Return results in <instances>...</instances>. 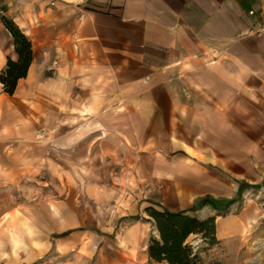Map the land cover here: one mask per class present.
<instances>
[{"label": "crops", "instance_id": "1", "mask_svg": "<svg viewBox=\"0 0 264 264\" xmlns=\"http://www.w3.org/2000/svg\"><path fill=\"white\" fill-rule=\"evenodd\" d=\"M3 16L32 57L0 82V183L37 191L0 221V264H169L148 205L215 215L219 264L259 262L264 0H0V71Z\"/></svg>", "mask_w": 264, "mask_h": 264}, {"label": "trees", "instance_id": "2", "mask_svg": "<svg viewBox=\"0 0 264 264\" xmlns=\"http://www.w3.org/2000/svg\"><path fill=\"white\" fill-rule=\"evenodd\" d=\"M3 23L13 36L17 59L7 57L5 67L0 71V82L3 90L12 94L19 78L26 75L31 63V41L10 17L3 16ZM264 186V181L256 187ZM232 200H229L231 202ZM229 203L225 205L227 207ZM153 219L158 236L151 235L147 245L149 257L169 264H203L199 251L217 242L215 234V215L198 218L182 210L145 207ZM191 234H197L201 241L194 245Z\"/></svg>", "mask_w": 264, "mask_h": 264}, {"label": "rangeland", "instance_id": "3", "mask_svg": "<svg viewBox=\"0 0 264 264\" xmlns=\"http://www.w3.org/2000/svg\"><path fill=\"white\" fill-rule=\"evenodd\" d=\"M32 183L36 182L34 179L31 178H29L27 181L23 180L16 187H13L9 184L0 183V221L3 217L5 218L7 215H9V211L14 205H16L18 202L19 204H22L27 199H29L31 196L29 195V193H36L37 189H33L34 186ZM243 199L247 200V202H249L250 207H252L253 210L256 211V215L258 216V219L256 218V224L259 223L260 227H264V186L259 187L257 190L245 191ZM191 238L193 239V237H189V239ZM210 250L209 247H204L199 251V255L202 254L203 256L201 258L202 261L206 260V263L203 264H219L220 259L223 256V248L218 245L211 251ZM205 253H209L206 259L204 257ZM257 253L259 257V262H255V258H253L250 263L264 264V232H262V234H260L259 236V245L251 249L250 257L252 258ZM256 259H258L257 256Z\"/></svg>", "mask_w": 264, "mask_h": 264}, {"label": "built area", "instance_id": "4", "mask_svg": "<svg viewBox=\"0 0 264 264\" xmlns=\"http://www.w3.org/2000/svg\"><path fill=\"white\" fill-rule=\"evenodd\" d=\"M249 13H253V10H249ZM260 31L262 32V34H264V26H262V27L260 28ZM40 133H41V134L45 133V130H41Z\"/></svg>", "mask_w": 264, "mask_h": 264}]
</instances>
